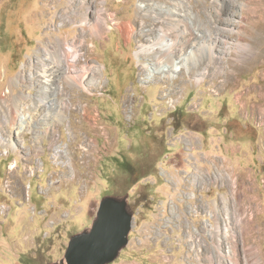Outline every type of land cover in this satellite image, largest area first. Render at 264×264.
I'll use <instances>...</instances> for the list:
<instances>
[{
  "label": "rangeland",
  "instance_id": "obj_1",
  "mask_svg": "<svg viewBox=\"0 0 264 264\" xmlns=\"http://www.w3.org/2000/svg\"><path fill=\"white\" fill-rule=\"evenodd\" d=\"M99 1L93 6L101 7ZM140 1L105 0L103 6L117 22H140ZM80 3L0 0V96L12 90L37 97L40 84L20 78L36 70L52 37L74 40L82 33L86 52L74 70L93 60L105 76L96 91L66 88L67 103L73 99L78 110L68 111L55 127L57 149L45 138L35 152L34 131L11 135L9 142L2 138L0 264L59 260L70 236L91 225L99 200L126 193L134 211L132 230L128 246L111 264H203L200 254L209 245L213 214L222 223L218 205L234 198L237 185L221 180L229 173H236L239 191L252 190L258 198L264 239V0H151L154 7L225 28L232 43L245 46L228 50L219 65H208L201 82L184 70L174 79L143 81L140 66L151 58L136 53L146 33L127 44L111 21L101 38L77 22L61 27L62 15L86 13ZM234 3L239 17L217 14ZM152 19L144 17V29ZM175 85L180 89L173 96ZM5 105L0 101V129ZM82 106L89 117L81 115ZM83 144L92 149L86 160ZM73 165L81 175L75 181Z\"/></svg>",
  "mask_w": 264,
  "mask_h": 264
},
{
  "label": "bare ground",
  "instance_id": "obj_2",
  "mask_svg": "<svg viewBox=\"0 0 264 264\" xmlns=\"http://www.w3.org/2000/svg\"><path fill=\"white\" fill-rule=\"evenodd\" d=\"M104 1H99L102 6L98 8L93 6L95 0H81L80 4L86 5V13L81 15L75 11L65 18L62 15L60 18L63 23L61 27L66 26L67 23L77 22L79 27L88 32L90 36L101 38L109 28L108 21H111L120 30L127 44L132 41L133 37L140 36L138 33H146V35L140 36L136 53L138 58H143L145 55L151 58L150 63H142L140 66L143 81L157 79L159 76L174 79L176 72H183L184 70L192 76L197 75L195 76L197 82H201L203 76L207 74L206 67L208 65H219L228 50L233 49V47L242 48L244 46L237 42L232 43L231 35L225 28H217L206 22L202 23L196 15H194V19L189 20L179 15L176 9L162 7L161 5L154 7L151 0L140 1L139 15L143 18L140 22H137V19L117 22L114 14L105 12ZM234 6H236V3L229 5V7L219 8L217 14H230L239 17L231 9ZM260 8L257 10H260ZM77 15L80 16V20L76 19ZM150 16L153 17V22L148 26V29H144V17ZM200 26L203 29L202 31L199 30ZM245 27L242 26V29ZM81 34L78 33L74 40H69L66 36L52 37V40L48 37V40L54 41V43L51 47L41 50L44 55L38 60L39 66L36 67L34 72L29 69L31 73L29 72L27 77L22 75L20 78L24 82L26 80L31 81L30 84L33 87L35 83L40 84L38 86H41V91L37 93V97L33 98L31 96L32 99L26 92L13 94L12 90L0 96V101L6 103L5 107L7 106L5 113H3V115H6L2 116L1 119L2 121L6 118L3 122L5 127L0 129V143H4L3 137L8 138L9 142L11 135L14 136L20 133L23 135L34 131L33 150L35 152L43 149L38 145L45 138H48L51 146L58 148L56 146L55 127L64 123L68 111L73 113L78 110L73 99L70 100V104L67 103V95L70 94L73 88L84 92L96 91L105 77L93 60L84 63L80 70H74L76 63L80 62L81 52L82 54L86 52L85 45L87 41L80 40ZM143 36L145 37L143 38ZM205 60L207 63L204 67ZM29 65L31 64L29 63ZM66 88L70 89L69 93ZM179 89V85L173 87V96L179 92ZM8 101L10 104H7ZM125 104H128V102L126 101ZM79 110L83 117H89L87 106H82ZM93 125L94 129L98 130L96 125ZM16 129L17 131H15ZM99 130L101 134L107 135L105 128ZM5 134L7 135L5 136ZM7 146H10L9 143H7ZM83 148L85 149V155L82 158L84 160L89 159L92 149H87L84 144ZM68 160L71 163L74 161L72 156ZM215 163L220 165L217 162ZM64 168L68 169V166ZM71 175L74 181L81 176L75 166ZM221 180H229L237 187L232 186L233 200H224L223 206L222 204L218 205L219 213L223 214L222 223L217 212L215 211L213 214L212 218L215 226L209 235V245L200 254L203 258V264H264L263 230L258 223L262 206L258 203V198L252 190H238L236 173H229L228 176L224 175ZM200 230L201 234L205 231V229Z\"/></svg>",
  "mask_w": 264,
  "mask_h": 264
},
{
  "label": "water",
  "instance_id": "obj_3",
  "mask_svg": "<svg viewBox=\"0 0 264 264\" xmlns=\"http://www.w3.org/2000/svg\"><path fill=\"white\" fill-rule=\"evenodd\" d=\"M134 211L129 194L105 195L89 227L70 236L63 256L48 264H111L129 244Z\"/></svg>",
  "mask_w": 264,
  "mask_h": 264
}]
</instances>
